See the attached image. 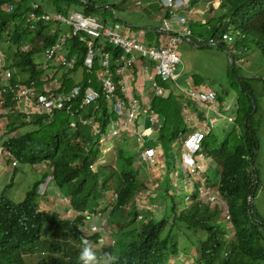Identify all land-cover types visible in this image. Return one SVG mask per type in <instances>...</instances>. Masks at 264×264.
Here are the masks:
<instances>
[{
  "label": "trees",
  "instance_id": "16d2710c",
  "mask_svg": "<svg viewBox=\"0 0 264 264\" xmlns=\"http://www.w3.org/2000/svg\"><path fill=\"white\" fill-rule=\"evenodd\" d=\"M70 1L0 0V43L7 42L13 82H32L38 93L51 90L67 95L74 86L81 89L78 97L68 101L73 106V115L65 109H55L50 121L45 112L33 115L30 122L21 113L9 121L10 132H19L26 123L34 124L31 130L14 133L4 145L15 154L23 170L40 165L41 172L36 173L34 169L35 183L23 199L22 196L14 199L16 195L8 193L10 185L0 190V264H79V249L71 241L81 243L83 237L94 247L99 264H103L106 252L115 258L112 264H170L172 261L175 264H264V215L255 201L253 204L248 201L249 196L255 200L261 182L258 154L264 127V0H221L216 7L209 0L208 18L199 24L209 27L208 37L202 38L201 33L188 27L193 44L210 43L228 53L232 60L229 72L240 92L235 121L223 137L213 135L211 142L212 134H209L203 140V151L216 163L214 176L207 172L205 186L220 194L218 202L211 205L207 196L200 195L201 183L187 196L162 187V195L157 198L163 206L162 216L144 222L137 220L138 212L125 209L135 194H145L146 184L132 168L135 160L129 157L125 162L118 161V158L123 159L122 142H116L114 164L98 160L99 138L114 116L109 111L108 101L101 96L80 108L87 87L101 90L98 72L103 69L102 52L96 53L94 65L89 69L84 63L87 46L80 36L71 31L68 34L69 27L61 22L53 23L45 18V14L52 11L68 14ZM77 1L81 12L75 13L95 15L102 7L100 0ZM195 1L198 0L192 3ZM51 7L53 10H49ZM155 10L161 11L162 7ZM182 10L178 9L180 13ZM34 14L36 17L32 18ZM113 15L121 20L115 12ZM102 20L107 21L105 17ZM159 27L160 23L151 24L145 34L157 33ZM61 35L67 37L68 55L76 58L71 67L59 65L45 56V49ZM100 44H104L103 51L110 54V69L114 72L115 59L121 56L122 50L97 41V45ZM40 54H44L49 65L57 64L55 70L56 67L62 69L59 85H52L53 76L43 68L44 62L35 60ZM249 56L252 57L249 60L255 62H252L253 67L247 68L240 60ZM78 71L83 76L80 81L76 78ZM160 83L167 86L169 94L155 96L152 108L159 114L162 127L154 142L146 141V146L164 141L172 144L173 138L192 130L184 124L183 98L175 94L176 87ZM220 98L217 93V99ZM7 102L11 104L12 97L8 96ZM89 117L98 122L99 133L90 131L89 123L81 122V118ZM71 121L74 126L70 125ZM15 171L21 172L20 168ZM48 176V189L39 194L38 189ZM65 196L68 204L63 201ZM223 204L228 207L229 219L222 215ZM88 206H95L92 210L107 215L115 229L112 233L117 239L115 246L99 230L92 231L84 212ZM146 214V218L151 216ZM44 236L47 239H43ZM36 242H40V248L32 247ZM34 251L39 254L31 259L27 253ZM183 254L187 256L186 262L178 259Z\"/></svg>",
  "mask_w": 264,
  "mask_h": 264
},
{
  "label": "built area",
  "instance_id": "2783aa9c",
  "mask_svg": "<svg viewBox=\"0 0 264 264\" xmlns=\"http://www.w3.org/2000/svg\"><path fill=\"white\" fill-rule=\"evenodd\" d=\"M189 1L190 0H161V2L164 5H167L170 9V14L162 19L159 29L160 36L155 45H147L137 37L125 34L120 30L119 24H106L92 15L74 13L68 17L62 13L45 14L47 20L71 25L74 35H83L82 39H86L87 41V52L84 63L89 69L94 65L96 52H103L104 48L103 45L96 47V38L104 37L113 45V47L122 50L121 56L115 59L114 72L110 69V65L112 64L110 54L108 52H103L101 59L103 71L99 73L102 91L87 87L80 106H89L101 95H104L106 99L111 101L113 108L118 115V119L110 124L111 136L117 135L120 130L129 129L133 125L139 112L137 100L130 94V88L128 86L129 81L126 73L128 67H131L138 62L139 58H148L151 61H155L156 72L163 79L176 77V70L181 63L179 46L183 39H189L191 30L187 27L182 31H176L174 29V23H177L178 26H184L187 24L190 17L186 14L178 13L177 11L180 8L182 9L186 7ZM35 17L36 15L34 14L32 18ZM87 37H89V39H87ZM66 40L67 37L61 35L55 43L45 49V56L47 59L53 60L59 65L71 67L76 62V58L70 57L64 53ZM44 68L47 69V64L44 65ZM114 76L118 77V81L114 79ZM11 77L12 70L6 64L4 53L0 52V114L6 111L3 106L6 95L11 96L18 106H23V110L26 113L32 111L40 113L45 112L49 115L48 117H52L55 113V109H65L73 114V106L68 101L81 94L79 86L71 89L67 95L51 90H48L47 93L38 94L36 93L34 83L30 85L14 82L11 83ZM155 86L157 88L156 84ZM118 87L120 88L121 93L126 96L125 99L117 93ZM157 92L161 93L162 90L157 88ZM190 95L204 104H213L216 99V92L211 89L190 90ZM30 107H32V109H30ZM88 122L92 125L94 124L92 120ZM83 123H86V121L84 120ZM97 128L98 124L94 129L96 130ZM202 136V133L197 135L198 138H201ZM104 138L105 137L103 136L101 141H103ZM186 143L189 145L193 144L191 139L186 141ZM153 155L154 149L147 148L143 151L142 158L144 161L150 160L153 162ZM201 157L202 155L200 154V158ZM6 158H10L13 165L17 163L13 153L4 147L3 139L1 138L0 165ZM185 163H187L188 169L191 172L197 171L200 167V164H198L196 159L192 158L190 154L186 156ZM211 199H213V197H211Z\"/></svg>",
  "mask_w": 264,
  "mask_h": 264
},
{
  "label": "rangeland",
  "instance_id": "374dc122",
  "mask_svg": "<svg viewBox=\"0 0 264 264\" xmlns=\"http://www.w3.org/2000/svg\"><path fill=\"white\" fill-rule=\"evenodd\" d=\"M139 0H100V4L102 7L98 9L95 12V16L103 19V17L106 18L108 23L113 24V22H120L123 23L120 26V30H122V26L129 29H137L139 26H144V29L146 31V28L148 26H155L159 24V21L161 20L162 13L157 12V10L152 9V7H149L147 5L146 0H140V3H137ZM214 5L218 6L221 2L219 0H212ZM208 2L209 0H198L194 7L195 15L194 13H191L190 16L193 17V27L195 32L201 33L202 38H207L209 35V27L199 25L200 20L197 18L199 17L197 13H200L203 9H208ZM112 6L115 7V10L112 9ZM68 7H70V11L73 12L75 10H80V3L77 0L70 1ZM49 10H53V8H49ZM115 14L117 17H119L121 20L115 19ZM218 10L215 12L217 13ZM205 13V12H203ZM206 14V13H205ZM204 14V15H205ZM196 21V22H195ZM192 26V25H191ZM133 27V28H132ZM68 28V27H67ZM69 29V28H68ZM191 40V38H190ZM144 41V40H143ZM1 48L0 51L4 52L7 58L9 57L7 42L2 41L0 43ZM180 52L182 61L179 65L178 72L183 75L182 79H179V83L177 86L187 88L188 84L185 82V78L190 76L191 74H196V79L200 83H206L205 86H210L211 88L215 89L217 93L221 95V103L223 106H227L230 103L236 102L237 98L240 97V92H238L237 85L233 82V78L229 72V66H230V59L228 53L218 48L217 46L208 43L202 44V45H195L192 42L186 40H182L180 44ZM67 53V52H66ZM252 58L251 56L240 60L241 63L247 68L253 67L252 61L249 60ZM35 60L37 62H45V56L44 54L36 55ZM190 71V72H189ZM151 94L155 97V88L152 86ZM159 97V96H157ZM156 98V97H155ZM223 115V117H220L218 115L217 111H209L208 117H207V124L210 129L212 136L209 138V140L212 142L214 139V136L216 137H223L225 134V131L228 129L229 126H231V122L229 121L228 117L235 114V107L232 106L229 110L221 109L220 111ZM73 117V116H72ZM71 117V118H72ZM218 117V120L215 123H212V118ZM59 121V120H58ZM60 122V121H59ZM94 127L97 126V123L93 124ZM34 128L33 123H26L25 127L22 129V132H25L27 130H31ZM150 130V129H149ZM150 134H145L147 138V143L152 144L154 140L156 139V133L152 132L150 130ZM214 135V136H213ZM260 137V150H259V156H258V174L260 176L261 182L257 187L256 195H255V205L256 207L261 211V213L264 215V127L261 132ZM118 141L122 142L123 147V159L118 158V161L122 160L123 162L126 161L127 158L131 157L133 160H135V163L137 162V155L141 151L144 145L139 143L137 141V138L135 136H130L125 138V134H122V136L118 139ZM179 141L177 138H173L172 144L168 143L167 141H164L160 148L161 156V162L166 167V170H163L161 179H163V187L169 188V190L172 193L177 192L176 189L180 188L181 193L183 196H185L188 193H192L193 189H197L199 186V183L203 184L205 181V177L207 175L206 170L202 171L200 175L198 174H188L184 170H182L180 166V150H179ZM111 147V150L107 152L106 154L103 153V149L105 147H99V154L106 159V162H110L114 164V160L116 158V144L115 140H111L109 145ZM205 154V166L208 167L209 172L208 174L213 177L215 166H214V160L213 158H210L211 161L208 163V156ZM132 165V168L137 170L140 174V177L144 179L143 181L147 185L151 182L150 178L160 177V173L158 172V168H155L154 172L150 168H148L145 164H136ZM23 166L20 164V169H22V174H20L18 171H13V179L12 184L10 187H8V193H12L14 199H19L21 196L23 199L25 197L26 192L33 187V184L35 183V180L33 177L35 176V171L39 170V166H35L33 169L27 168L23 170ZM42 168V167H41ZM178 172L180 175L179 177H174V173ZM174 178V179H173ZM9 176L8 173L3 172L0 176V186L1 189L6 188L9 183ZM7 181V182H6ZM153 183V182H151ZM173 184L177 185L176 189L173 190ZM205 184V183H204ZM153 187H156L155 185ZM178 187V188H177ZM2 189V190H3ZM159 189V187H158ZM156 190V194L160 195L158 192L159 190ZM41 191V190H40ZM39 192V189H38ZM42 192V191H41ZM179 192V190H178ZM155 194V193H154ZM154 196L152 199L157 200L158 196ZM40 195L38 196V198ZM189 201V200H188ZM156 202V201H153ZM190 202V201H189ZM157 208H155V211L158 213L161 211L160 203H157ZM95 207V206H94ZM93 207V208H94ZM111 230H114L113 227H111ZM184 238L183 236H181ZM43 239H47V236H44ZM73 245V244H72ZM40 248V242H36L34 246ZM31 248V247H30ZM78 248L80 249V246L78 245ZM47 254V251H44ZM31 259H34L39 254L38 252L34 251L33 253H27ZM179 257V256H178ZM183 260L187 259V256H181ZM170 264H174V262H170Z\"/></svg>",
  "mask_w": 264,
  "mask_h": 264
},
{
  "label": "clouds",
  "instance_id": "9594fccd",
  "mask_svg": "<svg viewBox=\"0 0 264 264\" xmlns=\"http://www.w3.org/2000/svg\"><path fill=\"white\" fill-rule=\"evenodd\" d=\"M160 2V4L163 6V7H167V5H164L161 0H158ZM141 2V1H140ZM139 2V3H140ZM192 2V0L189 1L188 5L184 8H182L184 11L182 12V14H186L190 17V19L188 20L187 23L190 22L191 20V16L190 14L191 13H195L194 12V7H189L190 3ZM220 2V0H219ZM181 9V8H180ZM170 9L168 8V13H169ZM202 11V10H201ZM178 13H180L179 11H177ZM51 14H57V13H61V12H56V11H52V12H49ZM166 14L165 16H168L169 14ZM63 14V13H62ZM78 14H82V15H85L83 13H78ZM92 16H95V15H92ZM96 17V16H95ZM98 18V17H97ZM164 18V17H163ZM162 18V19H163ZM100 21L106 23V24H111V23H108L107 21H103L102 19L98 18ZM162 19L160 21V23H162ZM49 22H53V23H57V22H54L52 20H49ZM113 24H119L121 26V24L119 22H115ZM161 26V25H160ZM160 29V27H159ZM159 29L157 31H159ZM122 31V30H121ZM123 32V31H122ZM160 33V31H159ZM78 36H80V39L81 41H84L86 46H87V41L86 39H82V34H77ZM87 39H89V37H87ZM141 40V39H140ZM190 40V37L189 39ZM97 41H99L100 43L102 42H107L109 43L104 37H99V38H96L95 39V45L96 47H100V45H103L104 44H100L99 46L97 45ZM142 41V40H141ZM144 42V41H142ZM145 43V42H144ZM111 44V43H109ZM146 44V43H145ZM52 45V44H51ZM112 45V44H111ZM148 45V44H147ZM66 47L64 48V53L66 55H68V51H66ZM104 50V48H103ZM1 52V51H0ZM67 52V53H66ZM97 52H101V51H97ZM96 52V53H97ZM104 52V51H103ZM102 52V54H103ZM4 53V52H3ZM181 54V53H180ZM5 55V53H4ZM70 56V55H69ZM96 57V56H95ZM5 58H6V64L7 66L12 70V77L10 79V82L12 83L13 82V69L10 67L9 65V61H8V58L6 57L5 55ZM118 58V57H117ZM101 59H102V56H101ZM139 59H148V58H139ZM138 59V60H139ZM229 59H230V63L232 64V60H231V57L229 56ZM85 60V59H84ZM150 60V59H148ZM151 61V60H150ZM181 61H182V57H181ZM155 62V61H154ZM137 63V62H136ZM135 63V64H136ZM47 64V73L50 77L54 76L53 74H51L50 72H52V69L50 67V65L46 62H44V65ZM133 64V65H135ZM156 64V63H155ZM132 65V66H133ZM180 65V64H179ZM102 66V64H101ZM131 66V67H132ZM156 67V66H155ZM44 68V67H43ZM103 68V67H102ZM45 69V68H44ZM130 69L129 67L126 69L128 70ZM178 69L176 70V77L175 78H168V79H163L161 76H159L156 72V75H157V78L153 80V84L152 86L155 88V93L154 95L155 96H166L169 91H168V88L167 86H164L160 83L163 82V83H170L171 85H174L176 87V90L175 92L177 93H180L181 95H179V97H182L183 98V102L182 104L184 105L185 103H192L194 105H200V107H204L207 106V107H214V110L218 112V115L220 117H223L222 113L220 112L221 109H224V110H229L231 109L232 106L235 107V112H236V108H237V101L236 102H233V103H230L229 105L227 106H223L222 104L219 103V100L217 99V92L215 89L213 88H209V86H201V87H189L187 89H183L182 87L180 86H177L179 83H178V79L179 77L181 76V73L178 72ZM103 71V69L101 71L98 72V76H99V73H101ZM54 72V71H53ZM117 77V76H116ZM114 79H115V76H114ZM44 80H47V78H44ZM51 80V79H50ZM118 81V77H117V80ZM14 83H22V84H27V85H30L32 84V82L30 83H24V82H21V81H14ZM155 84L157 85V88H160L162 90L161 93H158L157 92V88L155 86ZM35 85V84H34ZM129 88H130V84H128ZM76 87V86H74ZM74 87H72L71 89H73ZM90 87V86H89ZM93 88V87H92ZM100 89L99 91H102V85H101V80H100ZM200 89H211V90H214L216 92V99H215V102L213 104H204V103H201L199 102L198 100L194 99L191 95H190V90H200ZM98 90V89H96ZM183 92V93H181ZM36 93L37 90H36ZM43 93L42 91L39 92L38 94H41ZM57 93H60V94H64V92H57ZM117 93L120 94V96L122 98H126V96L121 93V90L120 88L118 87L117 89ZM130 94H131V90H130ZM84 95V94H83ZM132 95V94H131ZM9 96V95H8ZM8 96L6 95L5 97V102L3 104L4 108L6 109V111L4 113H1L0 114V139L2 138L3 139V145H4V141L7 139H9L14 133L17 134L19 133L20 131H22L23 128L19 129V132L18 131H15V132H10L8 130V124H9V121L10 119H14L17 115V113H21L24 115V119L28 122H30L34 117L33 115L35 114H39L40 112H35V111H32V112H29V113H26L24 112V107L23 106H18L15 101L13 100L12 98V102L11 104H9L7 102V99H8ZM101 96H104V95H101ZM100 96V97H101ZM11 97V96H9ZM105 97V96H104ZM132 97H134L136 100H137V103H138V106H139V109H138V115L136 117V119L134 120V123L133 125L129 128V129H123V130H120L119 133L115 136H111L110 135V129H111V126L110 124L113 122V121H116L118 119V115L117 113L115 112L114 108H113V104L111 101H109L108 99H106L109 103V111L112 112L114 114V116L110 119V122L108 124V128H107V131L104 132V133H101V136L99 138V144H100V147H105L103 149V153L106 154L107 152H109L111 150V147L108 146L110 141L111 140H115V144L116 142L118 141V139L122 136V134H125V138L127 137H130V136H135L137 138V141L139 143H141L143 146V148L141 149V151L138 153L137 155V162L135 163L136 166H137V163L139 164H145L148 168H150L152 170V172H154L155 168H158V172L160 173V177H155V179L153 178H150L151 179V182L153 183H147L146 185V188H145V194L143 196L140 195V193L138 192L137 194L134 195V199L131 203H129L125 209L127 210H132L134 212H138L139 214H137V220L138 221H141V222H144L148 219H160V217L162 216V204L161 202L157 199V200H154L152 199L154 196H156V190L158 189L159 187V193L160 195H157L158 197H160L162 195V183H163V179H161V175H162V172L163 170H166V167L163 165V163L161 162V157L159 158V156H161V152H160V148L158 147L161 146V143H158L156 144L155 146H146L145 143L147 141V138L145 134H150V133H145V121H144V124H141L139 126L141 127H144V129H139L138 127V124L137 122L139 123V119L141 117V113H142V110H141V107H140V104H139V100L138 98H136L134 95H132ZM99 99V98H98ZM82 101V100H81ZM97 101V100H96ZM254 101V100H253ZM82 103V102H81ZM31 105V104H30ZM256 105V104H255ZM81 106V104H80ZM87 107V106H86ZM197 107V106H196ZM82 108V107H80ZM85 108V106H84ZM220 108V109H218ZM30 109H32V107H30ZM198 109V108H197ZM73 110V109H72ZM67 111V110H66ZM199 111V109L197 110ZM56 112V111H55ZM144 112H148V117L145 115L144 116V120H148V123H149V126L151 125V123H154V124H160V127L159 129L162 127V121H161V118L159 116V114L152 108V104H150V106H148V109H146ZM70 113V112H69ZM55 114V113H54ZM74 114V113H73ZM70 113V115H73ZM50 118V119H49ZM48 118V121L52 120L54 118V115L52 117H49ZM191 119V117H189ZM235 118H236V115H231L228 117L229 121L233 124V122L235 121ZM86 121V123H89L88 121L92 120L93 121V117H89V119H84V118H81V122L83 123V121ZM218 120V117H213L212 118V123H215L216 121ZM86 123H83L84 125ZM93 123H97V121H93ZM147 121H146V125L148 124ZM91 125V129L90 131L92 132H95V133H99V124H98V128L95 130L93 125L91 123H89ZM231 124V125H232ZM70 125L71 126H74V121H71L70 122ZM230 127V126H229ZM228 127V128H229ZM189 128V127H188ZM190 129H192L191 131L189 130L188 132H186V134H181L179 137H176L179 141V144H178V148L180 150V166L182 168V170H184L185 172H187L188 174H198L200 175L202 171H205L206 172H209L208 170V167L206 168L205 166V161H206V158H205V154H204V151H203V140L205 139L206 135H209V134H212L211 133V129L210 127L207 125L206 127H199L197 128V126H192L190 127ZM159 130H155V133L157 134ZM200 133L203 134V136L201 138H198L197 135H199ZM105 137L103 141H101L102 137ZM189 139H191V141L193 142V146L192 145H189L186 143V141H188ZM192 146V147H191ZM5 147V145H4ZM6 148V147H5ZM147 148H153L154 149V155H153V159L154 161L151 162L150 160H146L144 161L143 158H142V153L143 151H145V149ZM8 149V148H6ZM9 150V149H8ZM193 150V151H192ZM11 151V150H9ZM117 151V150H116ZM12 152V151H11ZM13 153V152H12ZM190 154L192 158L196 159L197 163L200 164V167L197 171L195 172H191L189 169H188V166H187V163H185V158L186 156ZM200 154L202 155V157L200 158ZM117 155V153H116ZM13 156L14 158L17 160V163L15 165L12 164V160L10 158H6L4 159V162L0 165V176L2 175L3 172L5 173H8V176H9V183L6 184L7 186L8 185H11L12 184V179H13V171L17 168H20V162L19 160L17 159V157L15 156V154L13 153ZM116 159V158H115ZM98 160H101L103 163L106 162V159L103 157V155H99V159ZM96 160V161H98ZM208 163H210L211 159L208 158ZM115 162V160H114ZM108 163V162H106ZM108 164H112V163H108ZM35 166H39L40 165H35ZM34 166V167H35ZM214 166H216V163L214 162ZM138 167V166H137ZM35 169V168H34ZM21 172H19L20 174H22V169H20ZM41 172V169L39 168L38 170V173ZM37 173V171H36ZM139 173V172H138ZM174 177H179V173L178 172H175L174 174ZM139 177H140V174H139ZM141 180H144L140 177ZM174 179V178H173ZM206 179V177H205ZM7 182V181H6ZM48 182L50 183V176H48L45 180V182H43L40 187H39V194H44L47 189H48ZM146 182V181H145ZM205 183V181H204ZM201 184V187H199V191H200V195L205 197L207 196V200L208 202L211 204V205H214L215 203L218 202V199L220 197V194L216 191H212V190H209L205 184ZM156 186V187H153V186ZM173 186L175 187L176 189V184ZM173 187V188H174ZM178 188V187H177ZM3 189V188H2ZM1 189V186H0V190ZM42 192H41V191ZM178 190L181 192V189L178 188L176 189V191L178 192ZM195 189L192 190V192L194 191ZM155 193V194H154ZM191 193H188L186 194L187 195H190ZM157 197V198H158ZM211 197H213V199H211ZM187 199H189V197H187ZM63 201L66 202V204L69 203V199L67 196H65L63 198ZM153 201H156V202H153ZM248 201L253 204L254 200H253V197L252 196H249L248 198ZM157 203H160V206H161V211H159L158 213L155 211V208H157ZM93 206H88L84 212H85V216L87 218V222L89 224L92 225V231H96V230H99V232L103 233L107 238L110 239L111 241V245L112 246H115L116 245V238L113 237V231L115 230L114 229V226L113 225H110L109 221H108V218H107V215L105 216L102 212H96L94 211V209L92 210ZM105 207H100V209H104ZM146 213H149L151 214V216L149 218H146ZM222 215L225 216L226 219H229V211H228V207L226 206V204H223L222 206ZM90 217H92L93 219H91ZM113 227L114 230H111ZM71 244H73V246H75L76 248H78V245L80 246V249H79V253H78V261H79V264H99V261H98V257H97V253L93 250L94 247L91 246V244L87 241V238L86 237H83L81 239V243H74L71 241ZM117 254V252H115V255ZM181 256H184L183 255H180L178 257V259L186 262V259L183 260ZM186 256V255H185ZM115 258L110 254V253H104L103 257H102V260H103V264H112V261L114 260ZM175 264V263H174Z\"/></svg>",
  "mask_w": 264,
  "mask_h": 264
},
{
  "label": "crops",
  "instance_id": "0c3cea01",
  "mask_svg": "<svg viewBox=\"0 0 264 264\" xmlns=\"http://www.w3.org/2000/svg\"><path fill=\"white\" fill-rule=\"evenodd\" d=\"M146 1H147L146 2L147 5L149 7H152V9L154 8V10L156 9V7H159V6L162 7V10L158 11V12L162 13L161 14L162 15L161 19L163 17H165V15L167 14L168 8L163 7L158 0H146ZM139 2H140V0L137 1V3H139ZM192 2H193V0H192ZM192 2L190 3L189 7H193V6L195 7L196 6L195 3L197 1H195L194 4ZM215 7H216V5H215ZM207 10L208 9H203L202 11H200V13H197V15L199 16L197 18L200 20V22H205L207 20L208 16L205 14V13H207ZM183 11L184 10H182L181 13ZM75 12H81V10H75L73 12L70 11L68 14H64L63 13V15L69 17L72 14H74ZM194 12H195V10H194ZM203 12H205V13H203ZM195 14L196 13H194V15ZM160 21H159V23H160ZM193 22H194L193 21V17H191L190 22L187 23L184 26H178L177 23H174V25H175L174 29L176 31H182L185 28L190 26V28H192L194 30V27L191 26L193 24ZM113 23H115V22H113ZM60 24H62V25L64 24V25L69 27V29H66L68 34L70 33V31L73 32V29H72V27L70 25H68L66 23H60ZM120 24H123V23H120ZM56 25H58V24H56ZM160 25H161V23H160ZM203 26H205V25H203ZM148 27H150V26H148ZM122 31L125 34H127V35L135 36L138 39H141L142 41L144 40L145 43H147V42L148 43L155 42L159 38V35H158L159 31H157V33H153V34H150L149 36H147L145 34L146 32H145L144 26H139L136 30L135 29H129V27L125 28V27L122 26ZM147 37H152V38H151V40H149V39H147ZM188 41L192 42V40H188ZM54 65L57 66V64H55V63L50 64V67L54 68V70H52V72H50V73L53 74L56 70H58V71L56 72L55 76H53V78H51V80H53L52 81V85H59L61 83V81H62V76H61L62 69L56 67V70H55V66ZM155 66H156V64H155L154 61H150L148 59H139L138 62L135 65H133L132 67H129L130 69L126 70V73H127V76H128V81H129V84H130L131 94L134 95L136 98H138L139 104H140V107H141V110H142L141 117L139 119V123L137 122V124H138L139 129H144V127H145V133H149L150 130L152 132H155V130H159V127H160V124L156 125L154 123H151V125L149 126L148 120H144V116L145 115L148 117V112H144V111L146 109H148V106H150V104H153V100L155 98L150 92L151 89H152L153 80L157 78L156 67ZM178 68H179V66H178ZM195 75L196 74L194 73V74H191L190 76L185 78V82L188 84L187 88H189V87L198 88V87H201V86H205L204 84H206V83L198 82V80L196 79ZM76 78L79 81L83 78V76H82L80 71H78V73L76 75ZM182 78H183V75H181L179 77V79H182ZM178 83H179V81H178ZM180 85H183V84H180ZM209 88H210V86H209ZM183 89H185V88H183ZM181 93H183V92H181ZM175 94L180 95V93H177V92H175ZM219 103L222 104L221 100H219ZM192 106H194L193 109L198 108L199 111L194 112L193 109H192ZM182 109H183V115H184V124H186V126L189 127V128L192 127V126H197V128H199L201 126L202 127H206L207 124H209V123H207V117H208L209 111H215L214 107L205 106L204 109H203V107H200V105H194L192 103H185L184 105L182 104ZM218 109H220V108H218ZM189 117H191V119ZM144 121H145V126L144 127L139 126L141 124H144ZM146 121L148 123L147 125H146ZM158 147H159V145H158Z\"/></svg>",
  "mask_w": 264,
  "mask_h": 264
},
{
  "label": "water",
  "instance_id": "95a60500",
  "mask_svg": "<svg viewBox=\"0 0 264 264\" xmlns=\"http://www.w3.org/2000/svg\"><path fill=\"white\" fill-rule=\"evenodd\" d=\"M232 66V65H231ZM253 103H254V110H256V105H255V102L253 101Z\"/></svg>",
  "mask_w": 264,
  "mask_h": 264
}]
</instances>
